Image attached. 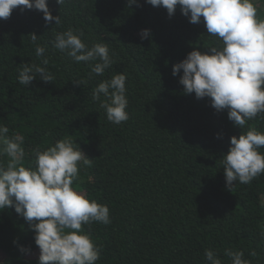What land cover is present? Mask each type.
<instances>
[{
  "label": "trees",
  "instance_id": "16d2710c",
  "mask_svg": "<svg viewBox=\"0 0 264 264\" xmlns=\"http://www.w3.org/2000/svg\"><path fill=\"white\" fill-rule=\"evenodd\" d=\"M254 2L264 19V0ZM48 7L60 25L46 23L34 8L17 7L0 19V123L9 136L23 135L26 167L34 166V149L64 137L93 159L90 167L80 166L73 187L110 209V224L83 226L102 246L96 264H207L209 248L223 264H231L225 249L264 264V174L250 184L233 182L229 191L222 165L231 137L248 127L264 132V119L239 129L227 109L218 112L210 98L185 94L182 69L172 74L191 51L218 46L203 17L190 23L179 5L169 17L145 0L131 6L128 0H48ZM69 27L82 31L89 47L108 44L114 63L103 76L90 75L95 62L77 64L52 47L54 33ZM144 29L150 35L141 39ZM33 33L46 46V67L55 79L46 83L37 76L26 87L17 80L19 70L24 63L41 64ZM117 73L127 77L129 101V119L119 125L91 96ZM258 150L264 153V146ZM8 159L0 158L4 164ZM34 236L14 207L0 209V264H38Z\"/></svg>",
  "mask_w": 264,
  "mask_h": 264
},
{
  "label": "clouds",
  "instance_id": "9594fccd",
  "mask_svg": "<svg viewBox=\"0 0 264 264\" xmlns=\"http://www.w3.org/2000/svg\"><path fill=\"white\" fill-rule=\"evenodd\" d=\"M153 7H163L169 17L177 5L189 16V22H205L207 33L216 37L218 46L208 52L193 50L186 58L173 66L172 74L183 70L179 83L185 94L195 93L197 99L208 97L211 106L218 112L227 109L228 119L239 129H244L258 116L264 119V19L258 16L254 0H145ZM62 5L65 0H56ZM137 0H128L129 6ZM37 9L43 12L46 23L61 24L60 16H53L48 0H0V19H8L13 9ZM150 35L148 29L141 31V39ZM84 33L69 27L55 32L52 47L71 61L89 63L90 75L103 76L114 61L107 43L98 42L91 47L82 37ZM35 44V55L41 64L24 63L17 80L28 86L33 80L53 82V73L46 67V46L38 43V36L30 34ZM98 61V62H97ZM43 65V66H42ZM126 75L117 73L104 79L92 90L93 101H98L105 110L109 122L119 125L129 119L126 111ZM86 84L87 80H77ZM101 97L104 99L102 100ZM9 127L0 123V209L14 207L35 232V244L40 250L38 264H96L101 258L102 246L96 244L84 225L98 222L111 223L107 204L89 200L78 192L73 184L79 178L80 166L92 165L89 159L70 137H64L44 150L34 149V166H25L23 135H8ZM231 146L222 159L226 185L233 182L250 184L264 174V132L248 127L239 137H231ZM264 239V232L260 233ZM22 251L25 249L21 248ZM207 264H223L217 252L205 249ZM224 255L231 264H251L240 250L225 249ZM255 255V253H252Z\"/></svg>",
  "mask_w": 264,
  "mask_h": 264
}]
</instances>
